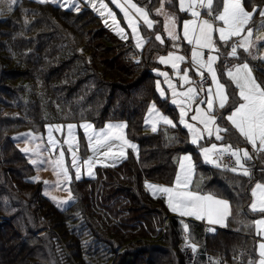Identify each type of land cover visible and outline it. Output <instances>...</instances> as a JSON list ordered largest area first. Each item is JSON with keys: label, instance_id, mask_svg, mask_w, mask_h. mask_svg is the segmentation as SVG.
Instances as JSON below:
<instances>
[{"label": "trees", "instance_id": "obj_1", "mask_svg": "<svg viewBox=\"0 0 264 264\" xmlns=\"http://www.w3.org/2000/svg\"><path fill=\"white\" fill-rule=\"evenodd\" d=\"M141 1L156 17L152 9L159 0ZM243 5L261 10L264 0H243ZM167 7L176 10L175 0ZM258 17L259 12L252 20ZM107 27L90 8L35 0H19L0 18V264H189L182 242L193 247L197 264L257 261L258 243L252 237L222 227L206 231L201 222L172 214L162 197L145 188L146 180L172 184L177 156L188 150L203 190L245 209L250 201L249 178L222 163L201 161L199 148L179 122L145 130L152 100L177 120L175 106L156 88L153 64L163 49L149 39L137 51L130 39L121 40ZM221 46L217 66L223 77L231 48ZM232 60L250 59L238 50ZM253 63L264 87V65ZM223 80L229 94L221 110L225 114L238 98L235 87ZM221 117L218 123L231 128ZM82 120L97 127L124 120L138 154L97 167L91 179H73L74 200L61 209L43 194L41 180L30 178L34 167L11 135L43 131L47 122ZM235 134H223L222 141L240 144L232 139Z\"/></svg>", "mask_w": 264, "mask_h": 264}, {"label": "snow or ice", "instance_id": "obj_2", "mask_svg": "<svg viewBox=\"0 0 264 264\" xmlns=\"http://www.w3.org/2000/svg\"><path fill=\"white\" fill-rule=\"evenodd\" d=\"M17 0H11V4H15ZM39 2H45V0H39ZM113 4L121 8L124 12V16L128 18V24L132 29L133 35L137 37L136 46L139 48L142 46L143 41L139 38L137 34L138 24L134 22L129 13L128 5L135 12L144 17V24L147 28L151 29L153 27V21L147 18V13H145L141 8L137 7L135 3H131V0H125V4L121 5L118 0H111ZM171 2V0H169ZM179 10L182 12H190L193 20L185 21L183 24V39L188 42V44L193 45L191 51V62L193 66H197V74L204 78V72L200 69H205L209 76L211 77L212 84L215 85V91L213 92L211 85L208 87L206 92V99H200L199 104L205 106V110H202L199 106L195 109V115L191 116L190 119L198 121V123L203 124L204 128H197L195 125L188 124L184 121V116L186 112L181 109V122L185 123V126L190 130L193 136V143L197 142V138H203V132L206 131L209 136L215 134V139L222 141L224 136L221 133H228L234 130L239 136L243 137L247 143H249L256 152H264V87H261L251 75V71L247 63L242 65H234L232 68H226V75L235 85L238 90L237 95L239 97V102H237L228 115L221 117L226 120L231 128L221 127L217 123L218 117L215 113L224 109L229 101V94L226 91V85L221 83L216 70L214 68L215 62L219 59L218 56L212 55L213 51L219 52L217 43H222L228 45L232 41L233 37H240L242 33L247 29V35L238 42H234L230 45L231 51L229 56L238 58V48H242L245 52L249 51L252 46L249 37L252 35V29L247 27L252 19V17L259 12L261 17H264V10L253 8L252 12H248L243 6V0H189L188 6L185 7V0H177ZM163 5V0H162ZM73 7L75 5L73 4ZM107 6L100 0V8H106ZM160 10H158L159 13ZM109 16H113V13L109 11ZM202 16H207L209 19H202ZM168 23L165 24V31L168 36L172 39H180L178 35L174 34L175 17L168 15ZM217 21L220 24H217ZM264 27V23L261 24ZM123 31V29H121ZM218 33V39H214L213 34ZM155 39L164 43L163 38L160 34L155 35ZM203 49H208L209 54L206 62H201V57L203 55ZM173 54L169 53V58H172ZM176 61L183 62L186 58L184 56L176 55L174 57ZM138 62V61H137ZM160 62L165 63L164 57H160ZM173 68H176V64H173ZM187 69L184 70V76L182 79L187 83L190 78L187 75ZM177 74L179 75V70L177 69ZM165 76V82L169 83V87L173 88V95H177L175 87L168 81L167 74L161 73ZM157 88L160 89V82H157ZM203 90V88L201 89ZM163 95L164 93L161 92ZM185 96L188 102H193L199 96V91L194 87H189L187 92L182 94ZM173 103H176L173 100ZM155 105L150 109V115L153 113ZM156 115H159L156 113ZM164 123L175 126L171 120L167 117L160 116ZM213 127H209V126ZM61 126H56L57 131L60 130ZM83 127L86 132V137L89 141V148L93 151V156L84 160L83 163L88 165L89 168L92 167V162L99 156L105 158L115 157L116 153L113 152L114 142L122 141L119 145V155L123 156V147L128 144L123 136L120 134L119 130L123 129L125 125L122 124H108L105 129L99 131L93 130L91 134H88V129H92L91 124H84ZM68 136L74 137L73 130L76 128L75 125H67ZM155 127L153 131H155ZM49 143L55 147V142L52 141L51 136L49 138ZM65 143L69 145V151L72 152V167L76 169V179H79V158L76 156V150H78V144L75 150L73 149V144L68 140ZM129 147L135 148V145L128 144ZM218 146L216 144L211 145V149L204 148L203 152L207 157L210 151L217 150ZM224 153H229L232 157H235V164L238 168L233 167L232 171L236 172L239 170L240 174L244 176H250V172L247 167H245V161L251 160L252 156L249 152L244 149H234L232 145H221L219 146L218 155H223ZM242 153V155H241ZM64 152H60V159L53 162L54 172L57 176L63 175L66 180L70 181L71 177L67 168L63 163ZM183 159L189 160L190 157H184ZM46 161L41 160L39 164L42 166ZM217 166H219L217 164ZM181 169L184 170V164H181ZM189 170L185 171V179L183 183L186 185L187 176ZM47 183V182H44ZM182 183L181 175L178 173L176 177V185ZM56 187H61L57 184ZM147 187L152 188L155 186L147 185ZM159 191L167 194L168 205L172 211H179L181 215L195 216L197 219H203L207 217L209 223H222L223 217L229 214V204L227 201L214 198L212 195L201 196L197 193L184 190H173L169 187H160ZM70 191V190H69ZM251 196L253 197V202L250 205L252 211H259L264 213V184L257 182L251 190ZM55 200V197H53ZM71 199V195H70ZM66 203V202H65ZM257 226L264 225V219L256 220L254 222ZM187 228V226H185ZM256 234L261 235L259 227L257 228ZM262 241H264V236H262ZM259 247V259L249 260L248 264H264V242L258 244Z\"/></svg>", "mask_w": 264, "mask_h": 264}, {"label": "rangeland", "instance_id": "obj_3", "mask_svg": "<svg viewBox=\"0 0 264 264\" xmlns=\"http://www.w3.org/2000/svg\"><path fill=\"white\" fill-rule=\"evenodd\" d=\"M164 3L165 2L163 0V5L161 2V4L159 5V10H161V9L166 10ZM73 4L75 5V7H71V6H73ZM76 4H77V1L73 0V1H69L68 3H65V4L63 3L61 6L78 10L79 8L76 7L77 6ZM246 10L248 12H252V9L251 10L246 9ZM261 10H264V9H261ZM5 13L6 12L4 11L1 14V16L4 15ZM165 13L167 14L168 10H166ZM147 18L149 20H151L149 17H147ZM131 19L138 24L137 34H138L139 38L143 41V43H142V46H143V44L146 40V37L142 34V29L140 26L143 24L141 23L139 25L137 19H135L134 17H131ZM252 19H253V17H252ZM252 19H251L249 25L247 26V27H250L252 29V35H251V37H249L252 46L249 48V51H248V55L250 56L251 60L237 61V60H232L234 57H227L228 64L226 65V68H232L234 65H242L244 63H247L249 66V69L251 71L252 77L258 83V81L254 75L253 60L255 62L260 63V64H264V27H261V24L264 23V17L260 16L257 19L256 18L254 20H252ZM102 20L105 22V25L109 26L110 30H113L114 33L121 40L122 39L123 40L130 39L132 41L134 47L136 48V50H141L142 46L139 48L136 46L137 37L133 35L132 29L128 24V18L125 17L127 26L120 25L121 23L119 21H117V19L115 17V13H113V16H109V15L103 16ZM118 20H120V19H118ZM188 20H193V18H191V17L184 18V22L188 21ZM166 21H168L167 18H166ZM184 22L179 25L180 30H179V27H174V34L178 35L180 37V39L174 40L170 37L171 42L168 45V50L166 51V54L160 53L157 56L158 62H160V57H164L166 62H169V64H171V66L173 64H176V68H174V79H172L170 77L169 72L166 71L165 69H163L159 66L154 67V73L157 74V76H158L156 83L158 81L160 82V89L159 90H158L157 84H156L157 91H158L159 95H161L163 98H166L172 105L175 106L176 111H177V120L175 121L173 119V117H171L167 112H165L163 109H161L157 105V102L155 100L151 101V103L147 109V112L145 114L144 120H145L146 124L148 125V127L152 130L154 127H155V129H157L158 124H160V123L168 125V124L164 123L163 120H161L159 118L160 116L167 117L173 123L179 122V124L181 126L185 127L188 130V134H187L188 135V141L194 147L199 148L198 150L200 152L201 161H204V162L207 161V162L212 163V164L221 165L222 156L218 155L219 146L227 145L229 143H222L221 141L216 140L215 134H213L212 136H209L206 131L203 132V138L202 139L197 138V142L193 143L192 142L193 141L192 133L185 126V123L181 122V109L183 108L184 111L186 112V115L184 116V121L186 123L195 125L197 128H200V129L204 128L203 124H200V123H198V121L190 119V117L196 114L195 109L197 108V106H199L202 110L206 111L205 106L202 104H199V100L200 99H206L207 89L211 85L209 83V84H206L204 86L197 87V85L195 84V74H197V70H196L197 67L193 66V65L191 67L189 65V55H188V57H186L184 54L183 55L181 54L183 52L182 38H183V24H184ZM121 29H123V31H121ZM164 33L169 38L165 29H164ZM154 34L155 35L160 34L161 37L163 38L162 34L159 32L154 33ZM246 35H247V29L245 30L244 33H242V35L240 37H233L232 41H230V42L232 43L236 40L239 41V40L243 39L244 36H246ZM186 43H187V41H186ZM222 45L224 46L225 44H222ZM217 47L219 48V52L213 51L211 53L212 55L218 56V53L219 54L221 53L220 46L218 45ZM239 49H242V48H238L237 52ZM169 53L173 54L172 58H169ZM202 53H203V55H202L203 57L208 56V54H209V52H208V54H206L205 51H203ZM176 55L184 56L186 59L183 62L176 61L174 59V57ZM137 58L138 57H135L134 59L137 60ZM218 60H217V63H218ZM230 60H232V61H230ZM206 61L207 60H204L203 58L201 59V62H206ZM183 63H185V64L183 65ZM214 68H215V70L218 69V67L216 66V62L214 64ZM177 69L179 70V75L177 74ZM185 69L188 70L187 75L190 78V81L187 83L182 79V77L184 76V70ZM161 73L167 74L168 81L175 87V91H176L177 95H175V96L173 95V88L169 87V83L165 82V76L161 75ZM216 73H217V70H216ZM217 76H218V74H217ZM199 77H200V75H199ZM189 87H194L196 90L199 91V96L193 102H188L186 100L185 96L182 95V94L187 92V89ZM211 87H212V85H211ZM202 88H203V90H201ZM161 92H163L164 94L162 95ZM213 92H214V90H213ZM173 100H175L176 103H173ZM153 105H155V108L153 110V113L150 115L149 109ZM230 111L227 112V115L229 114ZM156 113H158L159 115H156ZM215 115L217 116L216 113H215ZM84 124H91L93 126L92 129L87 130L88 134H91V132L93 130L99 131L101 129H105V126L108 124L125 125V127L123 129H120L119 132L123 136V139L126 140L128 142V144L135 145V148L129 147L128 144H125L123 147L124 155L120 156L119 155V145L122 143V141H115L114 147H113V152L116 153L115 157L105 158L103 156H99L98 158L93 160L92 167L89 168L88 165H85L83 163V161L88 159L89 157H92L93 151H91L89 148V141L86 137L85 129L83 127H80L81 125H84ZM67 125H75L76 126V128L73 130L74 137L68 136ZM45 126L46 127L43 129V131L42 130L22 129V130L13 132L11 135V138L16 143L18 148L25 154L28 161L34 167L35 172L30 178L33 180H41L43 194L45 196H47L48 198H50L55 203V205L61 209L67 207L74 200L72 193H71V190H70V183L73 179H76V169L72 167V152L69 151V145H68V143H65V140H68L70 143L73 144L74 150L76 148V145L78 144V150H76V156L79 158V161H80V163H79V176H80V178H90L91 179V178L96 176V168L97 167L115 166V164L119 163L121 160H123L129 156H132V155H133L132 157H136L138 154L137 142L131 140L130 138H128L126 136V133H125L126 122L124 120L107 121L103 126H99V127L93 125V123L88 122L86 120L75 121V122L74 121H68V122H61V123L60 122H47L45 124ZM56 126H61L59 131H57ZM209 127H213V126L210 125ZM50 136H51L52 141L55 142V147H53L49 143ZM213 144H216L218 146V149L210 151L208 156L206 157L204 152H203V149L204 148L211 149V145H213ZM250 146H245L242 150L246 149L249 152V154H251L253 152V151H251V149H253V148H252V146L251 147ZM233 148L239 149V148L234 147V146H233ZM83 150H85V154H83ZM61 151L64 152L63 163H64V166L67 168L69 175L71 177L70 181L66 180V178L62 174L57 176L54 172L53 162L60 159V152ZM241 155H242V153H241ZM186 156L190 157V159L189 160L183 159ZM255 158L259 159V157H257L256 155H255ZM41 160L46 161L42 166L39 164V162ZM234 162H235V157H234ZM244 163H245V167H247L246 162H244ZM181 164H184V166H185L184 170L181 169V167H180ZM234 167L238 168V166L236 164L234 165ZM189 169H190V171H189V174L187 176V183H186L187 189H185L184 191H189L190 188L196 189V187L200 184V181L197 180V178L194 174L195 169H194L193 156H192L191 152L188 150L180 153L178 168H177L178 171L176 170L177 173H179V172L182 173V178H181L182 183L180 185H176L177 175L175 174V178H174V181L172 183L173 186H168V185H164L161 183L154 184V183H151L150 181H145V188H147V185L155 186V187H152V189H149L150 193L155 197H162L164 199V201L166 202V204L168 205L166 197L163 196V193L161 195H159L160 194L159 192H161V191H159L158 189L160 187H169V188H173L174 191L175 190H183V189H181V187L183 186V181L185 179V171H187ZM44 182H47V183H44ZM233 182H236V181L233 179ZM257 182L264 184L263 180H259ZM57 184H60L61 187H56ZM172 184H169V185H172ZM191 192L198 194V192L196 190H191ZM70 195H71V199H70ZM199 195L202 196L201 193H199ZM53 197H55V200L53 199ZM252 202H253V200H252ZM250 205H249V207H250ZM177 214L181 215L179 211H177ZM181 216H184V215H181ZM260 219H264V215H261V216L255 217V218L254 217L249 218L250 223L253 224L255 234L257 232V228L259 227V230L261 232L260 236L262 238V236H264V225L257 226L254 223L256 220H260ZM260 242H264V241H262V239H261V240H259V243ZM259 251L260 250H259V247L257 244V253H258L257 262L259 259ZM196 258H197V256H196ZM195 260L197 261V259H195ZM195 264H197V262Z\"/></svg>", "mask_w": 264, "mask_h": 264}, {"label": "crops", "instance_id": "obj_4", "mask_svg": "<svg viewBox=\"0 0 264 264\" xmlns=\"http://www.w3.org/2000/svg\"><path fill=\"white\" fill-rule=\"evenodd\" d=\"M18 1L19 0H17V2ZM35 1H39V0H35ZM69 1H73V0H45V2L52 3V4H55V5H62L63 3L64 4L65 3H68ZM76 1H77V4H76L77 6L76 7H78L79 9H82V8H90V9H92L100 17L101 21L104 24H105V22L102 20L103 19V16L108 15V13L110 11L112 13H115V17H116L117 21H119L121 23L120 25L127 26L126 20H125V16H124V12L121 11V8L120 7H117L116 4H113L111 2V0H103V3L107 6L106 8H103V9L100 8V0H76ZM161 2H162V0H159L158 5L154 9H152L153 12H154V14L156 15V17H153L152 14H151V10H149V7L145 3H143L141 0H131V3H135L137 5V7L141 8L145 13H147V17H149L151 19V21L154 22L153 23V27L151 29L147 28V26L144 24V17L143 16L137 14L134 9H131L130 8V5H128L127 7L129 9L130 17H134L135 19H137L139 25L141 23L143 24V25H140V26H141V29H142V34L146 37V40H145V42H144L141 50L143 49L144 46H146V44H148L149 39H152L156 44L159 45L160 48L163 49L158 54H160V53L166 54V51L168 50V45L171 42V40H170L171 38L170 37L168 38L165 35V33H164L165 24L168 23V21H166L167 16L168 15H171V16H174L175 17V26L174 27H179V30H180V26L179 25L184 22V18H189V17L193 18V17L191 16L190 12H182V11L179 10V6H178V3H177V0H175L176 6H177V9L176 10H170L169 7H167V2H169V0H164V2H165L164 5L166 7V10H168V13L166 14L165 13L166 10H163V9H161L159 11V13H158L159 5L161 4ZM188 2H189V0H185V7L188 6ZM16 3L15 4H11V0H0V16H1V14L4 11L6 12L0 18H3L4 16H6L11 11V9L16 5ZM118 3L121 4V5H123V4H125V0H118ZM71 7H73V6H71ZM201 18L202 19H209V17H207V16H202ZM118 19H120V20H118ZM217 24L219 25L220 22L217 21ZM107 28H109V26ZM158 32L162 34L163 39H164V43H160V41H157L155 39V34L154 33H158ZM213 37H214V39H218V33H214L213 34ZM182 41H183V43H182L183 44V48H182L183 49V52L181 54L182 55L184 54L186 57H188V55H189V65L192 67L193 64L191 62V51H192L193 45L188 44V42L186 43V40H184L183 38H182ZM236 41L238 42V40H236ZM236 41H234V42H236ZM132 45H133V43H132ZM218 45L220 46V48H222V46H221L222 43H219L218 42L217 43V46ZM133 47H134V45H133ZM239 50H241L243 53H245L249 57V59H250V56L248 55V52H245L243 49H239ZM137 51H140V50H137ZM201 51L202 52L205 51L206 54H208V52H209L208 49H203ZM229 52L230 51L227 50L226 54H229ZM158 54L155 55L156 63L153 64V65L155 67L156 66H159V67L165 69L166 71L169 72L170 77L172 79H174V68H173V65L171 66V64H169V62H166V63L158 62L157 61ZM219 55L220 54L218 53V57H219ZM207 57L208 56H205V57L202 56L201 59L203 58L204 60H207ZM184 64L185 63H183V65ZM227 64L228 63H226V65ZM226 65H224L223 77H224L225 80L229 81L235 87V85L232 83V81L226 75ZM262 65H264V64H262ZM216 66H217V61H216ZM196 67H198V65ZM253 67H254V75H255V78L257 79L256 74H255V65H254V63H253ZM216 70H217V74H218L219 80L223 84L226 85V83L223 80V77H221V74H220L219 70L218 69H216ZM200 71H203L204 72L206 70L205 69H200ZM197 77H199V75L198 74H195V79ZM258 83L260 84L259 81H258ZM207 84H209V83H207ZM210 84L212 85V89L215 91V85L212 84V81H210ZM204 85H206V84H203L202 86H204ZM261 87H262V85H261ZM226 91H227V87H226ZM237 91L238 90L235 88V92L236 93H237ZM159 96L161 98H163L161 95H159ZM237 98H238V101L237 102H239L238 95H237ZM221 110H223V109H220V110H218L216 112L218 118H219V114L222 117H224L225 115H227L228 110H227V112L225 114L222 113ZM217 123H218V120H217ZM161 124L162 123L158 124V126H160ZM219 125L221 127H223L221 124H219ZM228 125L231 127V125L229 123H228ZM144 128L147 131H152V129H150L148 127V125L146 124L145 120H144ZM234 133H236V132L234 131ZM223 134H225V133H221V135H223ZM232 139L235 140V141L238 140L241 143L240 144H236V143H231L230 142L229 144H231L232 146L237 147V148H239L241 150L245 146H250V144L247 143L243 137L239 136L238 133H236L234 135V138H232ZM221 142L222 143H225L223 141H221ZM251 151H253L250 154L252 156V159L245 161L246 162V165H247V167L249 169V172H250V176H246L250 180V189H249V191H250V201H249L248 207L246 209H245V207H243L244 205H242L240 202H237V201L231 202L227 198L213 195L209 191L206 192L205 190H203V186H204L205 183H202V180L195 175L196 178H197V180L200 181V184L196 187V189L190 188L189 191L196 190L198 192V194L201 193L202 196H204V195H212L216 199H220V200L227 201L228 204H229V214H227V215H225L223 217L222 223H209L207 217H205L203 219H197L195 216H186V215L181 216V215H178L177 214V211H172L170 209V207H168L170 209L171 213L174 214V215H178L180 217L186 218V219H190V220H194V221L201 222L203 224V226H204V229L206 231H214L215 229L222 227V228H229V229L234 230L236 232H240V233H242L244 235L247 234V236L252 237L259 244V240H261L262 238H261V236H258L257 234H255L253 224L250 223L249 218L258 217V216L264 215V213H261L259 211H252V210H250L249 205L252 203V200H253V197L251 196V190H252V188L254 187V185L256 184L257 181L263 180V179L257 178V176H255V174L262 175L263 178H264V152H256L254 149H251ZM255 155L257 157H259V159H256L255 158ZM179 157H180V154L177 156V161H176L177 168H178ZM210 164H212V163H210ZM215 165H217V164H215ZM236 172H237V174H240L239 171H236ZM177 174L178 173L176 172V175ZM179 174L181 175V178H182V173L179 172ZM194 174H195V172H194ZM146 181H148V180H146ZM150 182L151 183H154V184H157V183L152 182V181H150ZM144 185H145V182H144ZM168 186H173V184L172 185H168ZM146 189L150 192L149 189H152V188L147 187ZM181 189L185 190V189H187V186L183 183V186L181 187ZM159 193H160L159 195H161L163 192H159ZM163 196L166 197L167 203H168V196H167V194L163 193ZM167 206H169V205H167ZM195 246H197V245H195ZM198 247L199 246H197V248ZM223 264H227V263H223Z\"/></svg>", "mask_w": 264, "mask_h": 264}, {"label": "built area", "instance_id": "obj_5", "mask_svg": "<svg viewBox=\"0 0 264 264\" xmlns=\"http://www.w3.org/2000/svg\"><path fill=\"white\" fill-rule=\"evenodd\" d=\"M237 42V41H236ZM230 43L229 45H231ZM231 48V47H230ZM210 76L207 72H204V78L202 79L201 76L195 79V83L197 86L206 84L210 82ZM222 164L227 168H233L234 167V158L229 153H224L222 155ZM180 248L182 252L185 254L186 262L189 264H195L196 263V256L193 251V247L185 242H182L180 245ZM209 258V255H207Z\"/></svg>", "mask_w": 264, "mask_h": 264}]
</instances>
